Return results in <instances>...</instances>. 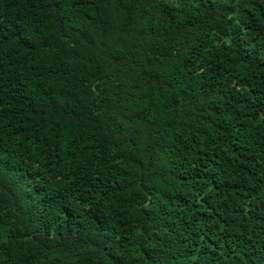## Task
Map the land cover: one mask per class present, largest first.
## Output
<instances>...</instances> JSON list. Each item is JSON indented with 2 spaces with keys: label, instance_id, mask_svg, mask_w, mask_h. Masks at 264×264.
<instances>
[{
  "label": "trees",
  "instance_id": "1",
  "mask_svg": "<svg viewBox=\"0 0 264 264\" xmlns=\"http://www.w3.org/2000/svg\"><path fill=\"white\" fill-rule=\"evenodd\" d=\"M0 264H264V0H0Z\"/></svg>",
  "mask_w": 264,
  "mask_h": 264
}]
</instances>
